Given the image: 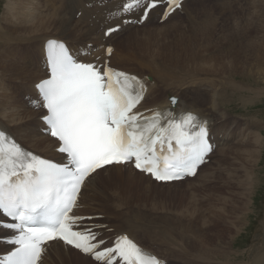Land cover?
I'll list each match as a JSON object with an SVG mask.
<instances>
[{"label": "snow or ice", "instance_id": "6c2138e0", "mask_svg": "<svg viewBox=\"0 0 264 264\" xmlns=\"http://www.w3.org/2000/svg\"><path fill=\"white\" fill-rule=\"evenodd\" d=\"M161 3L164 18L181 7V0H127L122 9H143L147 18ZM47 50L50 78L36 87L47 109L43 119L67 162L41 158L0 131V215L13 221L0 227L13 232L7 243L14 247L0 264H39L43 246L56 239L97 264H162L127 235L104 247L96 231L79 227L85 218L71 213L85 180L107 165H133L157 181L195 175L212 151L208 121L187 112L162 123L160 111L142 119L133 112L145 91L137 77L78 62L56 40L48 41Z\"/></svg>", "mask_w": 264, "mask_h": 264}, {"label": "bare ground", "instance_id": "6f19581e", "mask_svg": "<svg viewBox=\"0 0 264 264\" xmlns=\"http://www.w3.org/2000/svg\"><path fill=\"white\" fill-rule=\"evenodd\" d=\"M102 1L103 2L107 1L108 4L105 3L106 4L105 6H103V5L100 6V4H98V2L103 3ZM187 1L188 0H186L183 4H181L180 10L182 8L184 9L183 5H185V3H187ZM17 2L19 3L18 6L19 5L22 6L23 2H26V0H17ZM73 2L75 5L74 11L77 10L76 13H80V11L82 12L80 18H78V20H77V23H80L77 28L81 31V36L85 37L86 39H89L88 41L85 42L84 45L79 46L77 51L75 49L76 46H74L73 44H70L72 42L71 39L66 40L63 37H61V36H65V35H50L51 33H49L51 26L55 25V26H57L58 30L63 29L62 31L68 35L71 26L70 27L67 26V24L65 22L66 20L60 21L58 19H54L53 16H48V17L43 16L41 18L36 17L37 21H35V22H29V20H28V24H27V23H25L24 18L27 17L28 15H25L24 18L20 17L21 20L23 21L22 22L20 20L21 25L19 24L18 26H14L13 28H14V30H16V29L19 30V28H22V30L27 32L28 36L26 35L25 37H23L24 35H21L19 37L18 36L13 37V39L16 38V41L13 43H15L14 45H17L18 48L21 47V53L18 56V58L20 60H22L25 63V65L28 67L23 66L18 61L17 62L11 61L12 64H10V61H5V63H4V62H2V59L0 60V68H4L3 70L6 69L12 78H13V76H15V77L16 76H18V77L22 76V78L27 79V81H30V80L33 81L30 83H24V84L22 83L18 90L14 89L15 93H21L23 91H26L27 92L26 94H28V95H34V93H35V97L32 96V99H31L32 101L29 102L30 106L25 105V108H24L25 111H31V112L23 114L22 118L19 117L21 113L19 110H17L16 103H13V105H10V103L8 101H6L4 98L0 97V114H2L7 119L8 118H11L12 120L20 119V121H19V123H17V125L20 128L27 131V134L29 135V138H30L29 142H27L28 146L26 144H23L22 140L16 136L14 130L6 127V125H4V123L2 121H0V127L9 131L12 134V136H14V138H16L19 141V142L17 141V143H19L23 149L27 150L26 148H28L29 150L35 152L37 155L44 156V158L53 159L51 157H48L47 155H43L41 153H38L35 149L31 148V147H38L43 153H47V154L53 153L56 156V159H60L63 162H65L66 159L60 152H58V149H57L58 148V142L54 138L49 136L48 127L46 126L45 121L43 119V117L46 115V112L43 109V107L40 106V105H42L43 101L39 95V90L36 88L37 83H39L42 79L48 78L50 76V73H48L47 59L45 57V44H46L45 42H47L48 40H56L59 42H66L68 44V46L72 48L73 53L76 56V59L78 61L85 60L84 58L90 57L91 55H93L94 59H92L90 61H97V59H96L97 56H99V54H101L102 57L97 61V63H100V62L105 60V57H107L106 56V47H107V44H109L108 42H110L111 39L114 38L118 34V33L114 32L112 35L106 37L105 33H106L107 29H109L115 25H118V23L121 21H122V27L120 29L125 28V27L127 28L129 26V23L124 24V22H123V20H124V18H126L125 16L127 14H125L122 10V6L124 3L127 2V0H110V1L109 0H98V2H97V0H73ZM147 2H149V0H142V4L147 3ZM260 2L263 3L264 1L263 2L260 1ZM260 2H258V4L256 5V8L257 9H258V7L261 8V11L257 14V18L261 22L257 26L255 25L254 22H252L256 26V31H255L254 35H253V32L251 31V35L249 34L250 36H248V37H246L245 34L248 33L247 31L252 29L251 28L252 23L250 21L251 20L253 21L252 17H254V16H251L252 13L254 14V11H255L253 9H249L246 7H234V6H230V5H224L221 8L218 6V8L215 11L212 10V8H210L208 10L206 16H205L208 18L206 20H204L203 23L201 22L202 24L201 23L198 24L200 21L197 23L196 22L197 20L196 21L194 20L195 16H193V14H190L192 11H190V13L187 14V16H188V19H193V20H191V22L193 24H195L196 26L200 27L199 29H201V27H206V28L213 30V31H208V32L204 31V32L209 33V34L214 33L215 32L214 30H216V29L221 31V28H223V27H230L232 25H236V26H242L243 25L244 26V27L242 26L243 29H241L239 27V29L244 30V31H241L243 34V43L240 45L239 51H241L245 55L243 54V57L238 56L237 61L234 64V66L238 69L239 68L238 66L240 64H243V65L247 64V67L250 69L251 72L258 73V71H260L262 69V66L260 65V63L264 65V7H262V4H260ZM28 3H30V0H27V2L24 4L29 5ZM120 3H122V6H120L121 5ZM13 4L14 3H12L11 7L8 5L10 7L9 13L15 15V13H17V12L13 11V9L15 7V6L13 7ZM117 4H120L119 5L121 7L120 10L117 9V7L116 8L114 7ZM198 4L201 5V3H198ZM107 6H109V7H107ZM106 9H107V11H104ZM164 9H165L164 5L158 6L157 8H154L150 12V16H149L147 21H149L150 17L152 16V14L154 12H157L159 14L158 19L160 20L162 17V14L164 12ZM225 9L227 11H231V13L225 14L224 18H223L221 16H222V13L225 11ZM22 10H24V9H22ZM180 10H177L176 12L173 11L175 13L171 16L169 15L170 17L164 21L165 22L164 24H168L174 17H176L180 13ZM142 11H143V9L139 10L140 18L142 16L141 15ZM13 12H15V13H13ZM203 12L204 11H202V13ZM7 13H8V11H7ZM21 14H22V12H21ZM17 16L19 18L20 14H18ZM97 17H99L101 20L100 21L101 23L99 25H97ZM129 17H131L133 19L135 18V16L133 14H132V16L130 14ZM199 17L200 16L198 15V18ZM18 18H16V19H18ZM75 18H76V15H75ZM140 18H138V21L140 20ZM255 18H256V16H255ZM257 18L254 20L255 22H256ZM222 19H224V20L226 19L227 21L224 22V20H223L221 22L224 24H221L220 20H222ZM33 20H35V19H33ZM109 22H110V24H108ZM146 23H148V22H146ZM219 24H221V26L218 28ZM102 25L104 28L102 29V31L100 33H98V31L101 30ZM248 27H249V29L247 30ZM10 28L13 29L12 27H10ZM226 30H229V32H230L229 28L225 29V31ZM8 31H10V30H8ZM19 31H21V30H19ZM202 31H203V29H202ZM225 31H224V33H227ZM59 33H60V31H59ZM78 33H79V31H78ZM221 33H223V32L221 31ZM67 35L65 37H67ZM5 36H7V35H5ZM2 39H3V37H2ZM10 40H12V38ZM85 40L81 39V40H73V41L77 42V41H85ZM100 44L104 45L103 46L104 49H102L101 51L98 52L99 47H96V46L100 45ZM26 45H32V46H30L27 49ZM126 48L128 50L127 46H126ZM123 50L125 51L126 49H123ZM123 50L120 48L119 49L116 48L115 51H113L111 54V56H113V59L115 58V60H116V57L117 58H118V56L120 57L121 53L124 55ZM127 53H128V55H130L128 51H127ZM111 56L109 57L110 59H111ZM35 57L37 59H35ZM139 57L142 58V55H137L135 59L138 60V59H140ZM128 58L132 59L130 57H128ZM41 59H42V63L40 64ZM36 60H38L39 64H38L37 70H34V67L37 65ZM132 60H134V59H132ZM239 60L241 61L240 63H238ZM251 60L255 61L254 65L250 64ZM144 61L147 62L148 65H150V64L152 65V66L150 65L151 67L150 66L148 67V69L150 70L151 73L150 72L147 73L141 69H136V70L131 71V69L128 70L125 67L116 66L118 68L125 69L127 71L136 73L140 77L145 79L147 81V83L149 84V90H148V94H147L148 97H150V95H153L154 93L160 92L161 97L159 99H157L155 102H153L154 104L144 105V102H143L142 109H146L149 113L153 112L154 110H163V109H167L168 111H177V113H180V114L192 112V113H196L197 115H199L202 118L207 119L209 122V132H210L211 137H212V140H211L212 151L210 152L211 157H214V155H215L213 153L215 148L217 149V152H218V150L220 151L222 149V145H230V141H232L231 138L236 136L237 131L235 129L233 130L231 127L233 122L235 123V125H237V127H239L244 122H246L248 127H253L254 129L257 130V133H255V134H253V133L256 130L253 132L251 131V133H250L251 135L246 140V141H248V143L251 146V148H250L251 156L255 157L254 166H253V168L251 167V171L246 174V176L242 179V181L239 180V182H237V186L239 187L240 190H246L247 186H248V189H250V191L247 192V190H246V191H242L241 193H235V191H233L231 199L229 201V205H228L229 212L227 213L226 209H223L222 212H218L215 214L212 212V208H211V211L207 216H208V220L210 218H212V220H211V222H209L208 220H204V218L202 217V220L204 221L203 222L204 226L200 225V217L201 216L200 217H198V216L194 217V215L190 216L189 221H187V222L185 221V219H182V217H180V219L168 217V219L167 218L160 219L162 221V223H157V222L152 221V219H150V218H152L151 215H154V213L147 211V210H142V207L140 208V207H135V205H130L131 204L130 202H133V200H137V201H141L142 203H146L150 199H151V201L152 200H158V199L159 200H161V199L165 200L166 198H170V199L172 197L173 198H176V197L179 198L183 195H187L189 193V192H187L188 190H186V192H185V190L182 191V189L181 190H175L174 194H172L170 192V186H175V185L177 186L178 184L182 183L185 180H193V181L196 180L200 176V173L207 167L208 164H203L199 168V170L195 176H193V177L188 176V177L183 178L179 181H173V182H158L157 180H154L151 176L146 175L143 172L135 170L131 165H108V166H106L100 170H97V172L93 173L90 177H88L86 179L84 186H83V189L80 193L79 204L80 205H89V204L91 205V203H89V204L84 203V201L82 200V199H86V195H87L86 190L90 189L89 195H91V196H89V198H91L92 202L97 204V206L99 207L97 209L101 210V212L84 213L83 211L78 210L77 214L92 215L93 216L94 214L104 213L102 211L105 209H109L110 206H112L109 203H112L114 205V211H116L115 216L120 218V219H118V221H120L122 224L121 228H118L121 232L114 235L112 239H114L120 235L128 234L139 245L144 246L145 248L149 249L153 253L161 256L163 258V260L165 259L163 264H169L168 258L172 259V256H174L175 259L177 256L178 257H184L185 254L189 253L190 250L198 249L199 247H202L205 249V245H206L205 243L206 242H207V244L214 243L213 242L214 240L210 236V232H212L215 228H217L218 224L220 226L224 222V220H225L226 224H224L222 226V230L224 229L225 226H227L230 229L231 227L234 228L235 225L239 226V225H246L247 224V221H248L247 217L249 216V214L252 211L251 205L254 202L253 197H252L253 190L256 186V178H255L254 172L256 171V168H257L256 165L259 164L261 161L260 157L262 156L263 151H264V142H262V136H264V126L261 124V121L257 120L256 118H253L252 121H249V120L248 121H244V120L240 121L241 119L234 121L232 119L234 116H232L231 118L228 117L229 113H227L228 111L224 109L223 105H225L226 103L232 102V97L239 94V93L235 92V88L232 87L230 89L229 87L222 84L221 81H220L221 85L216 83V87H214V84H213V81L211 80V78H206V77L198 78V74L200 73L199 72L200 70L199 71L189 70V71H185L186 73L183 72L184 74L183 73L181 74L180 71H178L177 73L172 74L174 69L173 70L167 69V66L165 68L161 67V69L159 67H156L153 69V66H157V63H156L154 58H152L148 55H146V59ZM149 62H151V63H149ZM138 63L142 64L140 62H138ZM143 65H144V63H143ZM145 65H144V67H145ZM8 67L10 69H8ZM262 71H263V69H262ZM241 73H242V71L240 72V74ZM147 74H150L151 76H149ZM260 74H262V72ZM250 75H252V74L250 73ZM147 76L150 77V79L149 78L147 79ZM14 78H13V80H14ZM234 78H235V76H234ZM172 84H175V85L171 86ZM188 88L193 89L192 92L190 91L192 93L191 95H193V94L200 95V96H198L199 98L197 100H190L188 98V93H189L187 90ZM250 89H251V92H253V89L252 88H250ZM198 91L202 92V94H198L199 93ZM205 93H207V94H205ZM253 93H255L256 95H254L250 98H252L254 100L256 97H260V95L264 93V88H259L256 91H254ZM172 95L177 96L179 98V101H177L175 105H173L170 101V96H172ZM191 95H189V96H191ZM191 99H193V98H191ZM243 100H244V98H243ZM7 105H9V107L11 109H10V111L6 110L8 112H4L5 110H3V109L4 108L6 109ZM41 115H42V117H41ZM3 116H2V118H3ZM40 117H41V121H40ZM36 122L39 123L41 125V127L39 128V130H37L36 134H33L34 130L32 127H30V124H33ZM43 132H45L46 134H44ZM219 133H223V136L220 139H218ZM35 137L36 138L38 137V139H36ZM39 138H41V139H39ZM214 138H215V140H214ZM213 145H214V148H213ZM24 147H26V148H24ZM54 147H56L57 152L54 151ZM223 149L221 151H223ZM29 150H27V151H29ZM250 164L251 163L249 162V166H250ZM112 170L117 171V173H116L117 175L112 176L111 178L108 179V182H110L112 184V187H113L112 188L113 190L112 189H109V190H110L111 194L114 196V198L117 199V202L110 199L113 196H107V194H100L99 193V190L102 193H105L103 191L104 189L102 190L101 184L98 181L100 175H102L101 173H108V172L110 173ZM123 172H127V174H125ZM214 175L211 174L206 179V181L203 182L200 186H192L191 188H189V190H193V191L197 192L200 190L201 191L202 190H205V191L206 190H209V191L215 190L216 191V189H217V191H218V187H216V185L215 186L213 185V187H212V184H214V183H212V181L215 179H218L219 176H221V171L219 172V174L216 177ZM125 179H128V185L127 186H124L122 184L126 181ZM119 180H120V182H119ZM140 180H144L147 183L146 186H144L142 189L138 188L137 189V195L136 194H134L133 196L130 195L133 192L132 187H130V186H136V185H138L139 182L142 183ZM202 180H204V179H202ZM104 185H106V184H104ZM166 186L169 187L168 190L163 188ZM209 186H211V187H209ZM105 187H108V186H105ZM188 187H187V189H188ZM151 189H153L154 194L152 193ZM106 190H107V188H106ZM172 192H173V190H172ZM128 193H130V194H128ZM242 193L245 196V198L241 197ZM246 197L249 198V202L246 199ZM208 200H209V203L211 205L215 206L216 205L215 203H217V201H215V198L212 196H210V198ZM122 205H124V207H121ZM130 206H132V207L129 211H124ZM129 212H132L135 214L134 218L136 221H135L134 225L130 223L131 216L127 217V214ZM96 216L100 218L99 215H96ZM154 218H155V220L159 219L158 216H154ZM192 218L194 220H192ZM228 218H232L233 220L231 222H229ZM144 219H146L148 221V223H146V224L142 223ZM93 221H97V220L93 219ZM0 223H9V219L7 217H4V216L0 217ZM99 224L101 225V223H99ZM191 225H194V229L191 228ZM263 225H264V221H263ZM132 226L134 228H130ZM123 228H126L127 230L122 231ZM190 230L194 233V235H198V236L196 238H193L194 236L193 237L190 236L191 235V234H189ZM98 231H99V233H101V230H98ZM12 235H13V232H11L10 230L3 228V227H0V248L3 249V251H0V256H1V254L6 253L13 248V246L8 245V243H7L8 239ZM219 235H221V234H219ZM203 237H205L206 242H204ZM102 238H104V237H102ZM143 238L149 240V242H150L149 246H146L141 242ZM220 238H221V236H220ZM178 239L179 240L181 239L182 241L189 242L191 247H189V246L187 247V244H185V242L184 243L182 241L179 242ZM156 244H158V245H156ZM219 244H220V241H219ZM161 246H163V247H161ZM254 250H255V248H254ZM207 251H208V249H207ZM217 251L220 252L221 250L217 249ZM249 251H251V248ZM197 252H201V250H197ZM52 253H53V255H52ZM214 255H216V254L214 253ZM225 255H227V251H225V253L222 255V257L224 258ZM47 259H49V261ZM173 261H175V260H173ZM71 262L74 264H97V262L95 260H93L91 257L84 255L81 252L75 250L74 248H72V247H70V246H68V245H66L60 241H57V240H54L52 242L47 243L39 264H72ZM207 262L209 264H212L211 261H207ZM182 264H185V263H182ZM186 264H188V263H186ZM236 264H239V263H236ZM241 264H243V263H241ZM252 264H264V246H263V248L259 249L258 252L255 253V257L253 259Z\"/></svg>", "mask_w": 264, "mask_h": 264}, {"label": "rangeland", "instance_id": "374dc122", "mask_svg": "<svg viewBox=\"0 0 264 264\" xmlns=\"http://www.w3.org/2000/svg\"><path fill=\"white\" fill-rule=\"evenodd\" d=\"M260 1L263 2L264 0H204V1L188 0L187 3H185V5L183 6L184 9L182 8L180 10V13L176 17H174L168 24H164L165 22L160 21L158 19L159 14L157 12H154L152 14L149 21H145L144 23L141 24L138 22L139 12H136L134 20L136 18L137 20L130 22L127 28L125 27L115 32L118 34L114 38H112L110 42H108L109 44H107V45L110 44L113 45L114 51L116 48L127 50L126 48L127 46L128 47L127 51L129 52L130 55H128L126 50H125L126 52L123 50L125 56L121 53L120 57L119 56L118 58L116 57V60L115 58L113 59V56H111L112 63L115 66L125 67L128 70L131 69V71L136 69H141L149 73L150 70L148 69V67L151 64L148 65V63L144 61L146 59V55H148L154 58L157 63V66H153V69L156 67H159L161 69V67L165 68L167 66V69H172V70L174 69L172 74L177 73L178 71H180V73L182 74L183 72L186 73L185 71H189V70H194V71L200 70L199 71L200 73L198 74V78H204V77L211 78L214 87H216V83L221 85L220 84L221 81L222 84L229 87L230 89L232 87L235 88V92L239 93L234 97H232V102L223 105L224 109L228 111L227 113H229L228 117L231 118L232 116H234L232 118L234 121H237L238 119H241L240 121L242 120L252 121L253 118H256L257 120H260L261 124L264 126V93L261 94L260 97H256L254 100L250 98L256 95L255 93H253L254 91H256L259 88H264V65L260 63L263 71L261 69L260 71H258V73L251 72L250 69L247 67V64L244 65L240 64L238 66L239 67L238 69L234 66V64L237 61V57L238 56L243 57L244 54L241 51H239L240 45L243 43V34L241 31L244 30L241 29H243L244 26L242 25L243 26L242 27V26L232 25L230 27H223L221 28V31L223 33H221L220 30L216 29L214 30L215 31L214 33L209 34L206 32L213 30L206 27H201V29H199L200 27L196 26L191 22V20L193 19H188L187 16V14H189L190 11H192L190 14H193V16H195L194 20L195 21L197 20L196 21L197 23L200 21L198 23L200 24L201 22L203 23V21L208 18L205 16L210 8H212V10L215 11L218 8V6L221 8L224 5H230L234 7H246L255 10L254 14L252 13L251 15L254 16L252 17L253 21L251 20L250 22L251 23L254 22L255 25L257 26L261 22L257 18V14L261 11V8L260 7H258V9L256 8V5ZM26 2H23V4ZM12 3H14L13 7L15 6L13 11L17 12V13L13 12L15 13L16 16L14 14L9 13V8L11 7ZM105 3L108 4L107 1H104L103 3L98 2L100 6L102 5L105 6L106 5ZM198 3H201V5ZM18 4L19 3L17 2V0H0V60L2 59V62L5 63V61H10V64H12L13 61L15 62L18 61L23 66L28 67L25 65V63L22 60L18 58V56L21 53V47L18 48L17 45H14L15 43H13L16 41V38L13 39V37L16 36L19 37L21 35H24L23 37H25L27 35V32L22 30V28H19V30L21 31H19L18 29L14 30L13 28L14 26H18L19 24L21 25L20 17L24 18L25 15H28L27 17L24 18V21L27 24H28V20L29 22H35L37 21L38 17L41 18L43 16L44 17L53 16L54 19H58L60 21L66 20L65 22L67 26L68 27L71 26L68 35L62 31L63 29L58 30L57 26L55 25L51 26L49 33H51L50 35H65V36L67 35V37L65 36H61V37H63L66 40L71 39L72 42L70 44L76 46L75 47L76 51L79 46L84 45L85 42L89 40L81 36V31L77 28L80 24L77 23V20L78 18H80L82 12L80 11V13H76L77 10L74 11L75 5L73 0H30V3H28L29 5L22 4V6L21 5L18 6ZM120 4L122 5V3ZM120 4L113 6L115 8L117 7V9L120 10L121 9ZM260 4H262V7H264V2L263 3L260 2ZM104 11H107V9ZM202 11L204 12L202 13ZM229 13H231V11H227L225 9V11L222 13V16L221 15L220 16L224 18V15ZM18 14H20L19 18L17 16ZM198 15L200 16L199 18ZM255 16L257 18L256 22L254 21L256 19ZM16 18H18L19 20ZM223 20L224 19L220 20V22ZM100 21H101L100 18L97 17V25L101 23ZM123 21L127 22L126 19ZM226 21L227 20L225 19L224 22ZM254 23H252L251 26L252 29L247 31L248 33L245 34L246 37L251 35V31L253 32V35L255 34L256 26L254 25ZM108 24H110V22ZM221 24L224 23L221 22ZM221 24H219L218 28L221 26ZM10 27H12L13 29H11ZM239 27L241 29H239ZM103 28L104 27L102 25L101 30H99L98 33H100ZM227 28L230 29V32L229 30L225 31V29ZM248 29L249 27L247 28V30ZM224 31L227 33H224ZM11 38L12 40H10ZM81 39L82 40L86 39V40L77 41V42L73 41V40H81ZM32 45H26L27 49ZM103 46L104 45L101 44L96 46L99 47L98 52L104 49ZM137 55H142L143 59L140 57H139L140 59L138 60L135 59ZM99 56L102 55L99 54ZM99 56H97V58ZM128 57L134 60L129 59ZM35 59L37 58L35 57ZM84 59L90 61L94 58L93 55H91L90 57ZM36 62L37 65L34 67V70H37L38 68L39 62L38 60H36ZM138 62L142 64H139ZM240 62L241 61L239 60L238 63ZM41 63H42V59L40 61V64ZM143 63L144 65L146 64L145 67ZM250 64L254 65L255 61L251 60ZM3 69L4 68H0V97L8 101L10 105L16 103V108L21 113L19 117L22 118L23 114L31 112V111H25L24 108L25 105L30 106L29 102L32 101L31 100L32 96L35 97V93L34 95H28L26 94L27 93L26 91H23L21 93H15L14 89L18 90L22 83L23 84L30 83L33 81L31 80L27 81V79L22 78V76L19 77L13 76V78L15 77L13 80L9 72L6 69L5 70ZM8 69L10 68L8 67ZM241 71L242 73L240 74ZM261 72L262 74H260ZM250 73L252 75H250ZM147 75L151 76L150 74ZM174 85L175 84H172L171 86ZM250 88L253 89V92H251ZM187 90L189 92L188 98L190 100H197L199 98L198 96L200 95L197 94H193L194 96L191 95L192 94L191 92L193 90L192 88H188ZM198 92H199L198 94H202V92L200 91ZM160 97H161L160 92L154 93L153 95H150V97H148L146 101H144V105L154 104L153 102H155ZM10 109L11 108L9 107V105H7L6 109L4 108L3 110H5L4 112H8L6 110L10 111ZM0 115H1L0 121H2L4 125H6V127L14 130L16 136L22 140L23 144H26L28 146L27 142H29L30 138L29 135L27 134V131L20 128L17 125L20 119L12 120L11 118L7 119L2 114ZM41 117H40V121H41ZM37 122L30 124V127H32L34 130L33 134H36L37 130H39V128L41 127V125ZM231 127L233 130L235 129L237 131L236 136L231 138L232 141H230V145H222V149L224 148L223 149L224 152L221 151L222 149L220 151L218 150L217 152V149L215 148L213 152L215 154L214 157H212L211 162L208 163L207 167L200 173V176L196 180L194 181L185 180L182 183L178 184L177 186L176 185L170 186V192L172 194H174L175 190L182 189V191L185 190V192L186 190H188L187 192L190 193V194L188 193L189 195L188 194L183 195L179 198L178 197L176 198L172 197L171 199L166 198L165 200L158 199L151 201L150 199L146 203L133 200V202H130L131 203L130 205H135V207H140V208L142 207V210H147L154 213V215H151L152 218L150 219H152V221L157 223H162L160 219H165V218L168 219V217L176 218V219L177 218L180 219V217H182V219H185V221L187 222L189 221L190 216L194 215V217L201 216L200 225L204 226L203 224L204 221L202 220V217L204 218V220H208L207 215L210 213L211 208H212V212L215 214L218 212H222L223 209H226V212L228 213L229 212L228 205L232 196V192L235 191V193H241L242 191H246V190L247 192L250 191V189H248V186L246 190H240L239 187L237 186V182H239V180L242 181V179L246 176V174L251 171V167L253 168L254 160H255V157L251 156V151H250L251 146L246 140L251 135L250 134L251 131L253 132L256 129H254L253 127H248L246 122H244L239 127H237V125H235V123L233 122ZM43 133L46 134L45 132ZM255 133H257V130L253 134ZM222 136L223 133H219L218 139L222 138ZM36 139H38V137ZM262 142H264V136H262ZM31 148L35 149L38 153L56 159V156L53 153L51 154L43 153L38 147H31ZM54 151L57 152L56 147H54ZM260 158H261L260 163L259 164L256 163L257 164L256 165L257 168L255 171L256 173L254 172L256 178V186L252 194L254 202L251 205L252 211L247 217L248 220L247 224L239 225V226L235 225L234 228L231 227L230 229L227 226H225L224 229L222 230V226L226 224L224 220V222L220 226L218 224L217 228H215L212 232H210V236L214 240L213 241L214 243L207 244V242L205 241L206 240L205 237H203L204 242H206L205 249L199 247L198 249L190 250L189 253L185 254L184 257L177 256L176 259L174 258V256H172V259L175 261L168 258L169 264L172 263L173 264H182V263L209 264L207 261H211L212 264H236V263L252 264L253 263L255 253L258 252L259 249L263 248L264 246V225H263L264 151ZM249 162L251 163L250 166H249ZM220 171H221V176H219L218 179L212 181V183H214L212 184V187L213 185L214 186L216 185V187H218V191L217 189L216 191L200 190L197 192L193 190H189V188H191L192 186H200L203 182L206 181V179L211 174L213 175L215 174L214 176L216 177ZM116 173L117 171L115 170H112L110 173L109 172L101 173L102 175H100L98 181L101 184L102 190L104 189L103 191L105 193H102L99 190L100 194H107V196H113L109 190L112 189L113 187L112 184L108 182V179L111 178L112 176H116L117 175ZM123 173L127 174V172H123ZM125 180L126 181L122 184L124 186H127L128 179ZM140 181L142 183L139 182L138 185L136 186H130L132 187L133 192L132 194L130 193L128 194L132 196L134 194L137 195V189L138 188L142 189L144 186H146L147 183L144 180H140ZM163 188L167 190L169 189L168 186ZM86 191H87L86 199H82V200L84 201V203H88V204L91 203V205L90 204L81 205L82 207L80 208V210L83 211L84 213L101 212V210L97 209L99 208L97 204L92 202L91 198H89V196H91L89 195L90 189ZM151 191L152 193L154 192L153 189H151ZM210 196L214 197L215 201H217V203H215L216 204L215 206L209 203L208 199L210 198ZM241 197L245 198L243 193L241 194ZM110 199L117 202V199L114 198V196L111 197ZM246 199L249 202V198L246 197ZM109 204L112 206H110L109 209L103 210L102 212L104 213L94 214L93 216L96 215L100 216V218L95 220H97L103 226L101 228L103 229L104 232V234L102 233L103 237L112 238L114 235L121 232L118 228H121L122 224L120 221H118V219L120 218L115 216L116 211H114V205L112 203ZM121 207H124V205H122ZM131 207L132 206L128 208L126 207L127 209L124 211H129ZM134 215L135 214L132 212H129L127 214V217L131 216L130 223L133 225L135 224L136 221ZM154 216H158L159 219L155 220ZM0 217H2V215H0ZM192 220L194 219L192 218ZM211 220L212 218H210L208 221L211 222ZM232 220H233L232 218H228L229 222H231ZM142 223L146 224L148 223V221L144 219ZM130 228H134V227L132 226ZM191 228L194 229V225H191ZM126 230H127L126 228L122 229V231H126ZM189 234H191L190 236L192 237L194 236L193 238H196L198 236V235H194V233L191 230ZM181 241L182 240L180 239L179 242ZM109 242H111V240ZM141 242L146 246L150 245L148 239L143 238ZM182 242L183 243L185 242V244H187V247L188 246L191 247L189 242L187 241H182ZM250 248L251 251H249ZM217 249H220L221 251L219 252L217 251ZM197 250H201V252H197ZM0 251H3V249L0 248ZM225 251H227V255H225V257L223 258L222 255L225 253ZM214 253L217 256L214 255ZM47 260L49 261V259Z\"/></svg>", "mask_w": 264, "mask_h": 264}]
</instances>
